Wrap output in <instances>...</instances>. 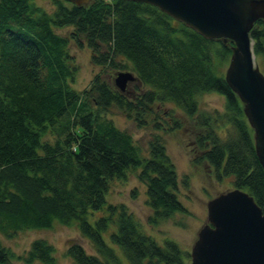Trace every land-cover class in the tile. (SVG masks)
Segmentation results:
<instances>
[{
	"label": "trees",
	"instance_id": "16d2710c",
	"mask_svg": "<svg viewBox=\"0 0 264 264\" xmlns=\"http://www.w3.org/2000/svg\"><path fill=\"white\" fill-rule=\"evenodd\" d=\"M43 1L53 5L51 13L37 0H0V236L76 223L96 254L72 244L67 254L73 264H124L103 236L114 226L110 240L128 264L188 263L190 253L177 241L159 244L126 205L106 200L111 182L133 172L146 184L151 224L188 213L162 139L155 136L144 150L106 116L112 107L141 127L154 116L161 130L155 105L181 109L199 129L194 164L206 163L218 180L232 176L233 188L250 193L264 213V169L254 132L224 78L231 41L208 39L149 3ZM250 36L255 56L264 60V19ZM71 42L86 44L93 64L131 69L146 90L132 98L101 75L76 90ZM205 93L224 96V110L201 111ZM166 115L171 130L182 127L172 111ZM54 253L52 244L37 239L20 258L24 264H58ZM13 256L0 241V264Z\"/></svg>",
	"mask_w": 264,
	"mask_h": 264
},
{
	"label": "rangeland",
	"instance_id": "374dc122",
	"mask_svg": "<svg viewBox=\"0 0 264 264\" xmlns=\"http://www.w3.org/2000/svg\"><path fill=\"white\" fill-rule=\"evenodd\" d=\"M39 5L44 6L50 13L53 10V5L48 1L37 0ZM70 29L60 30L62 34H68ZM69 53L72 58V64L75 65V80L71 86L78 91H84L90 86L96 75L114 84L118 72L130 71L131 69H115L110 66H101L93 64L92 51L84 44L79 47L75 42L69 43ZM122 63L130 67V63L118 59ZM255 61L262 70H264V60L255 56ZM228 67V64L227 66ZM225 67V71L226 68ZM146 87L135 80L128 82L124 94L135 98L141 92H144ZM226 100L224 96L218 93H205L199 96L200 109L203 112L214 113L215 111L222 112L224 110ZM155 111L161 116L159 122L164 124V129L156 128L153 117L149 120L145 127L136 125L130 117L128 118L119 107H112L107 113V117L113 120L116 126L129 132L135 142L144 150H147L148 144L155 136L162 139L165 144L168 155L176 165L178 172L179 191L178 195L188 213H177L173 218L153 225L149 222V218L153 214V210L148 205L147 187L141 182L136 174L130 172L127 179H116L111 182L107 194L109 203L124 204L135 219H137L145 232L151 235L159 244L164 245L166 239H173L178 242L180 249L190 253L191 247L197 239L198 232L203 225L207 223V204L210 200L217 197L220 193L233 188L232 176H223L221 180L216 179L213 170L203 164H194L197 152L196 138L198 135V127L184 112L175 105L170 103L156 104ZM168 111H172L182 123L180 129L171 130V117L166 115ZM51 141L52 136H48ZM185 179H188V184L185 185ZM114 231V226H111L110 231L105 233L104 239L109 245L114 247L119 256L128 264L122 251L113 245L110 240V234ZM44 239L54 246L55 257L58 264H73L67 252L72 244L81 245L86 253L95 255V250L90 241L85 238L79 231L77 224L70 226L55 223L50 229L43 230H27L21 231L14 237L8 238L0 236V241L4 247L8 248L13 253V258L8 264H24L21 256L27 254L33 241ZM187 264H190V260Z\"/></svg>",
	"mask_w": 264,
	"mask_h": 264
},
{
	"label": "water",
	"instance_id": "95a60500",
	"mask_svg": "<svg viewBox=\"0 0 264 264\" xmlns=\"http://www.w3.org/2000/svg\"><path fill=\"white\" fill-rule=\"evenodd\" d=\"M154 5L208 39L231 41L232 56L225 80L238 95L254 132L258 161L264 169V73L255 61L250 32L264 19V0H129ZM88 5L92 0H68ZM138 80L118 72L115 87L126 91ZM264 171V170H263ZM255 198L239 188L217 195L207 204V223L190 251V264H264V213Z\"/></svg>",
	"mask_w": 264,
	"mask_h": 264
},
{
	"label": "built area",
	"instance_id": "2783aa9c",
	"mask_svg": "<svg viewBox=\"0 0 264 264\" xmlns=\"http://www.w3.org/2000/svg\"><path fill=\"white\" fill-rule=\"evenodd\" d=\"M106 2L112 3L114 0H105Z\"/></svg>",
	"mask_w": 264,
	"mask_h": 264
}]
</instances>
